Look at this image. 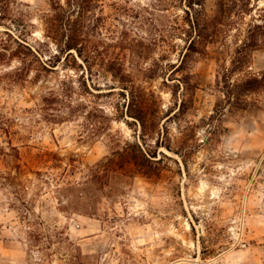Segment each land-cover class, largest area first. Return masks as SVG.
<instances>
[{
  "label": "rangeland",
  "instance_id": "1",
  "mask_svg": "<svg viewBox=\"0 0 264 264\" xmlns=\"http://www.w3.org/2000/svg\"><path fill=\"white\" fill-rule=\"evenodd\" d=\"M52 1L0 0V264H264V88L239 108L223 78L251 15L173 70L185 0H97L86 58L49 36ZM262 72L264 46L230 81Z\"/></svg>",
  "mask_w": 264,
  "mask_h": 264
},
{
  "label": "trees",
  "instance_id": "2",
  "mask_svg": "<svg viewBox=\"0 0 264 264\" xmlns=\"http://www.w3.org/2000/svg\"><path fill=\"white\" fill-rule=\"evenodd\" d=\"M205 1L185 0L186 8L184 10L190 26V41L181 63L173 70L181 66L189 51L202 52V49H197L198 45L207 46L209 43H214L222 33L231 29L236 18L243 17L246 14L251 15V20L244 29V35L240 39V43H237L233 50L230 67H223V69H226L223 75L226 101L231 106L246 107L249 102L247 96L264 88V72L247 74L234 82L230 81V78L235 71L242 69L249 63L253 50L264 46V5L259 6V0H216L214 10L208 12L205 8ZM51 4L53 13L45 21L49 31L53 33V35L50 34L49 36L56 40H63V49L67 54H73L72 51L74 49L78 55L86 58L83 54L86 41L84 22L93 15V7L97 4V0H64V2L62 0H53ZM0 8L2 11L6 10V7L2 5ZM19 44L28 51L31 50L29 44L21 42ZM110 68L112 67L110 66ZM184 82L186 86L181 93L185 96L190 87L188 81L185 80ZM133 101H136L137 104ZM130 103L131 106L134 105V107L132 106L134 111L133 108H129L128 112L140 121L141 130L143 131L142 138L145 140L156 127L154 112L143 94L139 97H133ZM185 108L186 100L182 98L178 110L183 111ZM158 142L157 139L156 143L158 144ZM143 144L138 142L131 144L132 150L126 153L125 157L128 156L133 160L142 173L150 174L156 171L152 166L153 159H151V156L154 155L150 154L148 148L150 143L144 142ZM165 146L170 147V145Z\"/></svg>",
  "mask_w": 264,
  "mask_h": 264
}]
</instances>
